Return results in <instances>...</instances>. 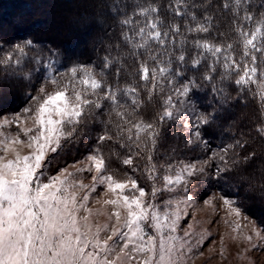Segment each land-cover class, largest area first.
Instances as JSON below:
<instances>
[{"label": "snow or ice", "instance_id": "6c2138e0", "mask_svg": "<svg viewBox=\"0 0 264 264\" xmlns=\"http://www.w3.org/2000/svg\"><path fill=\"white\" fill-rule=\"evenodd\" d=\"M250 3L222 0L232 21L230 32L220 33L224 39L217 42L210 38L214 17L205 13L198 18L190 0H169L167 20L160 4L135 0L131 14L119 20L125 50L117 44V55H105L99 70L80 63L60 68L55 53L42 56L32 40L11 45L0 56V70L29 82L43 69L26 106L0 117V264H182L192 251V233L178 234L185 215L181 206L192 202L188 185L192 177L206 174V162L158 165L161 130L166 123L183 121L191 134L187 144L204 143L200 129L210 123V116L198 113L193 118L189 112L195 106L188 108L192 90L200 85L195 77L179 79L183 66L190 64L197 70L204 66L202 80L214 93H224L223 82L234 81L240 93L251 94L260 106L257 132L264 136V11L257 16L249 10ZM189 46L195 50L190 57ZM34 48L37 54L29 61ZM26 61L34 69L25 71ZM126 61H131L130 71ZM122 73L130 80L123 86ZM149 105L156 110L146 119L142 110ZM94 119L102 130L79 161L84 167L73 164L52 174L53 161L65 144L77 140L82 126ZM28 122L31 126H25ZM11 125L18 129L14 134L5 131ZM232 147L213 153L222 162L217 176L232 170L227 158ZM21 148H27V154L22 155ZM112 157L142 175L148 187L111 167ZM101 186L109 198L93 197ZM162 193L184 195L160 203ZM93 199L103 210L93 211ZM221 199L241 215L234 201ZM100 216L106 222H97ZM255 235L264 239L260 232ZM244 240L251 244L252 236Z\"/></svg>", "mask_w": 264, "mask_h": 264}, {"label": "trees", "instance_id": "16d2710c", "mask_svg": "<svg viewBox=\"0 0 264 264\" xmlns=\"http://www.w3.org/2000/svg\"><path fill=\"white\" fill-rule=\"evenodd\" d=\"M152 2L161 5L162 14L166 20L171 19V13L166 11L169 0H152ZM32 3L36 4L31 6ZM78 3L79 0H0V18L3 19L0 24V46H2L0 47V56L10 51L11 45L32 40L38 46L42 56L47 57L55 53V57L60 61V68L72 63H80L95 65L99 70L103 65L105 55L109 53L113 57L117 55V44L121 45V52L125 50L121 39L119 20L124 15L131 14L135 0H88L84 4L85 8H77L76 11L80 14L86 13L88 16L89 20L83 23L85 25L79 26L76 22L65 33L62 32L55 37L48 29L49 27H39V23L43 19L32 20L33 13L42 11L47 4L77 5ZM190 4L197 6L191 10L196 13L198 18L202 19L205 13L214 17V29L210 38L219 42L224 39L220 33L230 32L232 16L222 9V0H190ZM20 5L27 6L28 10L22 16L15 14V16L9 17L8 15L12 14V11ZM249 10L259 16L264 11V0H251ZM32 27L35 29L31 30ZM194 51L189 46V57ZM36 54L37 49H32L29 52V61ZM29 61L25 62V71L35 67ZM126 65L128 66L127 70L130 71L131 61H126ZM115 67L114 65L112 71ZM183 71L184 75L179 78L181 81L195 77L200 85L199 88L192 90L188 106H195V115L198 113L208 114L210 123L200 129L201 140L204 143L193 145L187 144L191 134L185 128L183 121L166 123L161 130L155 154L158 165L176 163L180 160L185 162L204 161L207 172L210 161L208 156H211L215 174L212 179H208L210 187L223 196L234 199L236 205L257 219L264 229V216L262 218L259 213L256 214V211L264 214V136L257 132V128L262 122L260 106L251 94L240 93L234 81L223 82L224 93H214L211 85L202 80L204 66L197 70L187 64L183 66ZM42 72L43 69L40 73L34 72L33 80L29 82L24 80L23 76L0 70V98L4 95L5 100L8 99L7 104H4V100H0V116L18 113L26 106L28 103L27 94L34 92L38 83L37 77ZM109 79L111 81V74ZM125 82H130V80L126 73H122L121 86ZM217 82L219 83L218 74ZM14 86L18 89L16 90ZM9 88L12 90L6 94L5 91ZM155 110V107L149 105L142 110V114L146 119H150ZM101 119H106V117H101ZM101 130L102 125L95 119L89 121L86 126H82L79 138L72 143L65 144L64 150L53 161L52 166L62 167L83 159L95 146L96 137ZM229 145H233L227 154L232 170L221 172L217 176V165H221L222 162L218 157L213 158V153L223 154L222 150ZM115 148L122 155L126 154L125 150L119 149L118 145H115ZM105 152L108 153L107 148ZM246 156L247 160H245ZM232 160L237 163L231 164ZM111 167L121 173L128 172L130 175L136 176L141 185H147L142 175L132 173L130 168L121 165L115 157L111 159ZM198 186L201 187L202 193L206 191L205 181H199ZM253 199L257 200L256 205L252 203Z\"/></svg>", "mask_w": 264, "mask_h": 264}, {"label": "rangeland", "instance_id": "374dc122", "mask_svg": "<svg viewBox=\"0 0 264 264\" xmlns=\"http://www.w3.org/2000/svg\"><path fill=\"white\" fill-rule=\"evenodd\" d=\"M87 1L88 0H79L77 5L47 4L42 11L33 13L32 20L37 18L43 19L42 22L39 23V27L43 28L47 26L49 27L48 29L51 30V33L54 34V37L57 35L59 36L60 33H65L66 30L73 27V24L76 22L79 26L85 25L83 23L89 20L88 16H86V13L80 14L76 11L77 8H85L84 4H86ZM35 4L36 3H32L31 6ZM26 10H28L27 6L20 5L8 16H15V14L22 16ZM2 20L0 18V24L3 22ZM34 29L35 27L31 28V30ZM14 88L16 90L18 89L16 86H14ZM11 90L12 89L9 88L5 93L8 94ZM1 99L5 101L4 104L8 103V99L5 100L4 95L1 96L0 100ZM188 108L192 107L188 106ZM187 110L188 109H186V111ZM11 115L12 114H4L0 117ZM189 115L194 118L195 109L189 112ZM189 124H191V121H189ZM25 126H31V122H28ZM5 131L14 134L18 129L15 125H11L9 128L5 129ZM27 151V148H21L22 155L27 154ZM11 156L12 154L10 153L9 158H11ZM208 159H210L209 170L206 174L199 177H192L191 183L188 185L187 195L192 197V202L186 207L183 205L181 206L185 215L181 219L180 231L178 234L183 236L185 231L192 233V251L186 253L182 264H251L252 261H256L257 264H264V239H260L255 235L256 232H260L261 237H264V229L260 225L261 223L244 212L236 203H234L233 206L239 208L241 213L240 216H236L235 213L223 203L222 197L232 201H234V199L225 197L220 192L210 187L208 179L214 177L215 166L211 156H208ZM79 161L66 164L62 167L52 166L50 171L52 174H55L60 168L68 167L73 164H76L77 167H84V165L79 164ZM188 163L196 162L191 161ZM69 171L74 172L76 169L69 168ZM83 175L88 177L90 174L84 173ZM199 181H205L206 183V191H203V193L201 187L198 186ZM84 183L90 184L91 181L90 179H85ZM145 187H148V185ZM183 195L184 193H162L159 202L162 203L164 199L169 197ZM93 197H100V199L109 198V196L103 195L102 186L97 189L96 193H93ZM252 203L256 205L257 200L253 199ZM90 206L93 208V211L97 209L103 210L102 205L96 204L94 199L90 201ZM258 213L261 217L264 216L262 212L256 211V214ZM95 219L99 223L106 222V217L104 216ZM189 225L192 227L189 228ZM245 236H252L251 244L244 240ZM254 245L258 246V250L253 247ZM241 256H243V259L240 258Z\"/></svg>", "mask_w": 264, "mask_h": 264}]
</instances>
